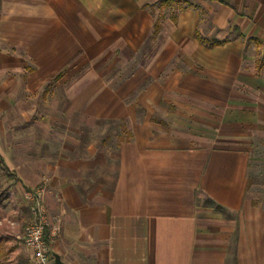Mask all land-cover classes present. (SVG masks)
<instances>
[{"label":"crops","instance_id":"1","mask_svg":"<svg viewBox=\"0 0 264 264\" xmlns=\"http://www.w3.org/2000/svg\"><path fill=\"white\" fill-rule=\"evenodd\" d=\"M0 157V243L264 264V0H0Z\"/></svg>","mask_w":264,"mask_h":264},{"label":"built area","instance_id":"2","mask_svg":"<svg viewBox=\"0 0 264 264\" xmlns=\"http://www.w3.org/2000/svg\"><path fill=\"white\" fill-rule=\"evenodd\" d=\"M43 184L26 189L23 193L28 204L29 220L18 236L32 264H47L51 254L45 240L47 213L43 202Z\"/></svg>","mask_w":264,"mask_h":264},{"label":"rangeland","instance_id":"3","mask_svg":"<svg viewBox=\"0 0 264 264\" xmlns=\"http://www.w3.org/2000/svg\"><path fill=\"white\" fill-rule=\"evenodd\" d=\"M3 174L5 173L0 169V202L4 200V196L6 195L5 194L6 189L5 190L3 189V184H2ZM15 201H16L15 206L21 204V202L17 201V199ZM19 224H20V229H19L20 232L21 230L23 231L26 224L25 225L22 224V221H20ZM22 231L20 232L19 235H21ZM25 252L26 250L20 238H15V243H0V264H32L29 260L27 252H26L27 256L25 255Z\"/></svg>","mask_w":264,"mask_h":264},{"label":"trees","instance_id":"4","mask_svg":"<svg viewBox=\"0 0 264 264\" xmlns=\"http://www.w3.org/2000/svg\"><path fill=\"white\" fill-rule=\"evenodd\" d=\"M161 2H165V3H171V2H181V1H183V0H160ZM0 169L5 173V174H7V168H6V166L4 165V163H3V160L1 159V157H0ZM207 204H209L211 207H214L215 209H217V210H220V211H222L223 212V209L221 208V207H219V206H217L214 202H212V201H207Z\"/></svg>","mask_w":264,"mask_h":264},{"label":"water","instance_id":"5","mask_svg":"<svg viewBox=\"0 0 264 264\" xmlns=\"http://www.w3.org/2000/svg\"><path fill=\"white\" fill-rule=\"evenodd\" d=\"M50 254H51L52 257H53V260H54V263H55V264H65L63 261H61V259H60L57 255H55V254H53V253L51 252V249H50Z\"/></svg>","mask_w":264,"mask_h":264}]
</instances>
